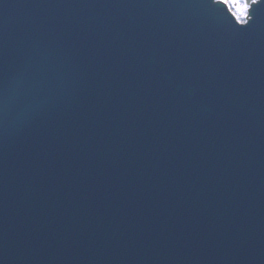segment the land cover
I'll use <instances>...</instances> for the list:
<instances>
[{
	"label": "water",
	"instance_id": "water-1",
	"mask_svg": "<svg viewBox=\"0 0 264 264\" xmlns=\"http://www.w3.org/2000/svg\"><path fill=\"white\" fill-rule=\"evenodd\" d=\"M241 27L197 0H4L3 264H264V13Z\"/></svg>",
	"mask_w": 264,
	"mask_h": 264
},
{
	"label": "snow or ice",
	"instance_id": "snow-or-ice-1",
	"mask_svg": "<svg viewBox=\"0 0 264 264\" xmlns=\"http://www.w3.org/2000/svg\"><path fill=\"white\" fill-rule=\"evenodd\" d=\"M3 3L4 0H0V4ZM197 6L207 9L210 13L215 12L236 25L246 26L234 29V31L247 36L256 32L260 14L264 13V0H197ZM3 200V178L0 173V215L3 212ZM6 247V236L3 226L0 224V255L4 254ZM0 264H3L2 260H0Z\"/></svg>",
	"mask_w": 264,
	"mask_h": 264
}]
</instances>
